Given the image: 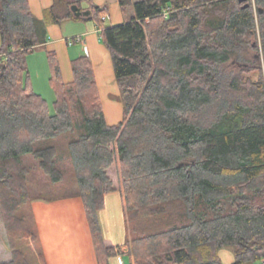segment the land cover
<instances>
[{
    "label": "trees",
    "instance_id": "trees-1",
    "mask_svg": "<svg viewBox=\"0 0 264 264\" xmlns=\"http://www.w3.org/2000/svg\"><path fill=\"white\" fill-rule=\"evenodd\" d=\"M254 1L257 14L253 0H119L135 16L108 26L109 8L93 0H54L43 19L29 0H0V214L12 249L0 264H41L32 203L75 197L99 264H110L121 249L106 244L99 212L115 191L129 264H225L226 247L234 264L264 259V72L219 70L258 31L264 54V0ZM73 5L91 15L76 18ZM69 21H93L110 52L118 124L107 123L86 55L66 83L47 53L53 111L34 90L29 55L48 26Z\"/></svg>",
    "mask_w": 264,
    "mask_h": 264
},
{
    "label": "crops",
    "instance_id": "crops-1",
    "mask_svg": "<svg viewBox=\"0 0 264 264\" xmlns=\"http://www.w3.org/2000/svg\"><path fill=\"white\" fill-rule=\"evenodd\" d=\"M93 1L98 6H107L109 13L110 9H117L119 11L120 8L122 10L119 0ZM53 3L54 0H29L31 10L38 19H43L44 11L50 8ZM70 22L75 21L65 22L61 26H48L49 40L35 52L38 50L45 52L43 61L48 71L47 53L55 52L59 60L63 80L66 83H70L74 79L71 67L72 59L83 55L88 56L94 68L102 104L103 101L116 104L117 106L122 104L120 90L109 60V51L95 37L97 32L95 23L86 24L84 21H81L72 25ZM78 39L81 41L79 40L73 45H69V41ZM66 43L71 47L70 49H67ZM48 77H50V72ZM34 81L32 76L33 87L35 89ZM104 112L107 118L106 109ZM112 117L119 121L122 115L120 116L116 113V116ZM109 202L112 207L117 206L116 212L121 217V227L112 226L106 233L105 226L103 227L102 223V216L107 214L105 219L109 223ZM32 210L39 234L43 257L42 264H99L93 234L81 197L54 201L36 200L32 203ZM125 214L121 193L115 191L107 194L105 197V207L99 212L102 234L107 245L120 247L121 249L118 256L111 258L110 264H125L123 255L126 257L128 250L126 247L127 225L123 222V215ZM5 239L4 243L0 244V263L10 261L12 258L7 238ZM221 252L222 250L220 251V256L222 255ZM222 261L224 262L223 258ZM234 263L235 256L233 262L229 264Z\"/></svg>",
    "mask_w": 264,
    "mask_h": 264
},
{
    "label": "rangeland",
    "instance_id": "rangeland-1",
    "mask_svg": "<svg viewBox=\"0 0 264 264\" xmlns=\"http://www.w3.org/2000/svg\"><path fill=\"white\" fill-rule=\"evenodd\" d=\"M133 1L138 2V1H147V0H133ZM253 9L255 13L257 14L258 9L256 7L254 0H253ZM109 14L110 15L107 18L108 26L122 25L126 21H129L132 18H134L135 16V12L133 8H129L127 14H124L123 11L120 10V8H119V11L117 9H114V10L110 9ZM77 22H81V21L70 22V24L74 25ZM84 23L89 24V23H93V21H84ZM95 35H96L95 37L97 41L101 43L97 32ZM66 47L67 49L71 48L68 45V43H66ZM104 47L105 49H107L106 46ZM107 51L109 50L107 49ZM44 56H45V52H41L40 50H38L34 54L32 53L31 55H29V59L31 61L29 63V72L35 80L34 81L35 82V89H34L35 92L40 93L44 96V98L49 103L51 110L53 111V102H54L55 96H54L53 90L49 86V77H48L49 71L47 70V67H45V62L43 61ZM31 59H34V60H31ZM109 60H110L111 66L113 67V62H112L110 52H109ZM113 70H114V67H113ZM219 70L221 74L228 79L233 78L236 75H239L244 80H247V78L252 76L254 72H256L257 70L264 72V54L261 48V40L259 36V31L257 32V36L252 37L250 43H248L246 46L238 48L236 51V56L232 58L229 62L221 65ZM103 108L104 110L106 109V112H107L106 120L109 125H115L122 121L123 119V105L122 104H119L117 106L116 104L103 101ZM116 113H118V115L120 116L122 115V118L119 121H117L116 118L112 117V116H116ZM116 208L117 206L112 207V205L109 202V210H108L109 211L108 212L109 213V223L105 219L107 214H104L102 216V223H103V227L105 226L106 233L108 232V229H110L112 226L121 227V217L117 214ZM123 222L124 224H126V214L123 215ZM5 238H7V243L9 245L8 235H7L4 222L0 214V244L4 243L3 241L6 240ZM28 244L34 248V244L32 243L31 240L27 242V246ZM11 253H12V249H11ZM221 253H222L221 256L224 262L228 264L233 262L234 260V249L233 248L231 247L223 248ZM123 256H124L125 264H129V261L126 259L125 255ZM42 258L43 257L41 253V259H39L41 264H42V261H41Z\"/></svg>",
    "mask_w": 264,
    "mask_h": 264
},
{
    "label": "water",
    "instance_id": "water-1",
    "mask_svg": "<svg viewBox=\"0 0 264 264\" xmlns=\"http://www.w3.org/2000/svg\"><path fill=\"white\" fill-rule=\"evenodd\" d=\"M243 1L245 0H241V2ZM246 7H248V5H246ZM71 10L76 18L89 17L91 15L90 10L83 11L78 5H73ZM261 12L263 13V10H261Z\"/></svg>",
    "mask_w": 264,
    "mask_h": 264
},
{
    "label": "built area",
    "instance_id": "built-area-1",
    "mask_svg": "<svg viewBox=\"0 0 264 264\" xmlns=\"http://www.w3.org/2000/svg\"><path fill=\"white\" fill-rule=\"evenodd\" d=\"M79 40H80V39L69 41V45H73L74 43L78 42ZM80 41H81V40H80ZM258 264H264V259H262Z\"/></svg>",
    "mask_w": 264,
    "mask_h": 264
}]
</instances>
